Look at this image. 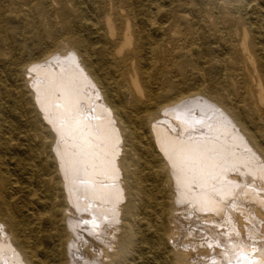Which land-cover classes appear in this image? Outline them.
<instances>
[{
    "label": "rangeland",
    "instance_id": "1",
    "mask_svg": "<svg viewBox=\"0 0 264 264\" xmlns=\"http://www.w3.org/2000/svg\"><path fill=\"white\" fill-rule=\"evenodd\" d=\"M117 1L0 0V223L10 240L32 258L30 264H73L69 251L78 255L81 264H98L82 254L88 252L86 247L91 243L87 242L100 239L99 234L89 235L85 228L73 230L65 221L68 202L57 167L56 135L37 108L27 77L28 65L59 54L62 43L71 37L78 43L87 70L115 110L125 139L119 158L125 189L123 213L119 223L109 230L105 227L103 233L117 228L118 246L109 252L111 259L101 264H173L170 248L160 240L170 231L168 208L175 203L176 192L153 133L158 109L166 105V100H175L184 91L208 110H214V103L232 108L248 122L249 131L256 137L250 143L264 157V104L260 106L256 94L251 93L252 69L238 62L236 53L231 52L238 39L233 41V35L242 24L255 27L257 21H264V0ZM114 10H123L117 23L119 30L130 23L140 34L138 42L132 39V45H124L115 22H111L114 32L107 28V15ZM126 15L132 21L128 22ZM50 34L58 42L49 38ZM254 39L259 43L263 38ZM147 43L165 48L162 60L157 59L155 65L143 48ZM128 55L136 57L132 69L138 73L144 91L141 96L130 92L131 65L124 66ZM257 161L254 163L259 165ZM237 173L244 190H259L257 174ZM146 190L162 205L149 203L142 194ZM182 206L179 203L177 209L182 211ZM83 216L77 211L75 221L80 223ZM187 217L181 224L196 219L194 215ZM67 238H71L70 247Z\"/></svg>",
    "mask_w": 264,
    "mask_h": 264
},
{
    "label": "bare ground",
    "instance_id": "2",
    "mask_svg": "<svg viewBox=\"0 0 264 264\" xmlns=\"http://www.w3.org/2000/svg\"><path fill=\"white\" fill-rule=\"evenodd\" d=\"M122 17L123 10L110 11L105 25L114 32L111 22L118 27ZM126 17L128 22L132 21L129 15ZM254 25L257 26L244 23L237 29L233 41L238 39L231 52L236 53L238 62H245L248 70L252 69L251 93L256 94L261 106L264 104V21L259 20ZM118 31L124 45H132V39L136 42L141 39L130 23H126L123 30L118 27ZM48 37L58 42L54 34ZM254 37L263 39L257 43ZM62 44L59 54L45 58L43 63L28 65L27 77L37 108L56 135L57 167L68 202L65 221L73 230L85 228L89 235L99 234L101 242L100 239L99 243L86 241L91 243L85 245L88 252L81 254L101 264L111 259L109 252L118 246L117 228L103 233L105 227L109 230L119 223L123 213L125 189L119 158L124 138L115 110L81 60L82 52L76 39L71 37ZM143 48L150 55L152 65L157 59L162 60L165 53V48L156 43H147ZM135 60L136 57L128 55L124 66L131 65L130 92L141 96L144 91L138 73L132 69ZM184 93L181 91L175 100H166L153 123V133L176 192L175 203L168 208L170 231L163 234L160 241L166 249L170 248L173 264H264V157L250 143V139L254 141L256 137L249 131L246 119L239 118L232 108L214 103V110H208L198 98ZM261 114L264 116V111ZM256 160L260 161L259 165L254 163ZM237 172L239 175L248 172V176L250 172L251 176L257 174L259 181L254 179L259 183V190L255 193L252 189L244 190ZM142 194L149 203L162 205L155 194L147 190ZM179 203L183 205V212L177 209ZM76 210L85 215L80 223L75 221ZM187 215H194L195 221L190 218L191 224H181L188 219ZM10 238L6 227L0 223V264H30L32 258ZM82 239L77 240L81 242ZM69 240L67 238V247L71 244ZM68 254L73 264H81L78 255L70 251Z\"/></svg>",
    "mask_w": 264,
    "mask_h": 264
}]
</instances>
